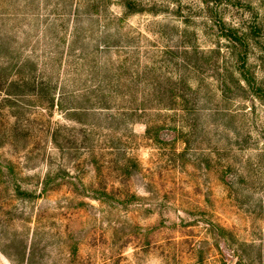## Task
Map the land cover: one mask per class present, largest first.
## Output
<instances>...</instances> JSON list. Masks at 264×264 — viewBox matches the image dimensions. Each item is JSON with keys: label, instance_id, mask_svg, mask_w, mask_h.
Returning a JSON list of instances; mask_svg holds the SVG:
<instances>
[{"label": "rangeland", "instance_id": "obj_1", "mask_svg": "<svg viewBox=\"0 0 264 264\" xmlns=\"http://www.w3.org/2000/svg\"><path fill=\"white\" fill-rule=\"evenodd\" d=\"M126 1L0 0L28 50L66 52L81 6L80 88L93 71L136 109L117 129L3 85L0 264H264V103L244 82L264 88V0Z\"/></svg>", "mask_w": 264, "mask_h": 264}, {"label": "trees", "instance_id": "obj_2", "mask_svg": "<svg viewBox=\"0 0 264 264\" xmlns=\"http://www.w3.org/2000/svg\"><path fill=\"white\" fill-rule=\"evenodd\" d=\"M121 1H123L129 14L137 13V10H133L134 8H132L130 2L126 0ZM80 10H82L81 6L78 7L77 14H73L74 18L78 17L77 15ZM109 13L107 18L109 24H105L104 26L105 29H107L105 34H108V36L113 33L111 26L115 22H124V19L117 17L111 12ZM76 18V25L73 26V38L71 42L68 43L69 46L67 45L68 48L66 52H59V45L55 48H51L52 50L44 49L40 41L34 43L31 50H28L33 42L30 46L16 45L18 43L17 38L20 35H24V31H19L11 35V32H4L1 30L0 46L3 45L6 47L9 64L6 68H0V91H2L1 88L3 85L7 87L8 94L6 99L10 102H14L13 99L22 98V95L30 91L41 97L42 104L47 103L48 106L54 109L58 106L61 111H65L68 118L80 116L105 117L110 122L109 124L111 127L116 125L118 127L117 129H120V127L124 125L126 128L123 129L127 130L128 119L129 121L133 119L136 109L116 108L119 104L118 97L120 95L118 89L107 91L103 86L107 79V84L109 85H115L117 83L116 80L102 78L103 76L91 71L90 77L93 79V83L100 85L88 86L89 84H85L82 88L79 86L80 82L90 83V81L89 78L85 81L79 79L82 64L87 62V60L85 56H82V49L79 57L77 56L79 49L75 50V46L81 41L82 47L86 49V46H88V38L87 36L83 37L80 35L82 28L84 31V27L82 26L83 20ZM54 28L55 24H51L47 28H44L43 32L38 35L37 40L45 38L44 42L46 45L44 46H49L50 41H48V39L46 40V38L50 30ZM67 42L66 40V43ZM240 43H242V38L240 39ZM105 48H109V45L108 47L105 46ZM39 49L41 52H39ZM55 51L58 52V55L53 56ZM184 51L185 55H189L192 54L190 51L197 54L200 50L198 48H185ZM183 63L188 69H195L190 62L184 61ZM66 67L67 71L70 70L71 73L67 78L63 79L62 69ZM95 67H99L97 62L95 63ZM244 82L248 88H250L253 95L264 103V88L257 86L256 83H253L252 79H248L246 76H244ZM189 88L191 92L194 91L191 86H189ZM180 99L186 101L185 97L181 98L180 96ZM115 109H118L117 113L114 112ZM92 132L94 134V129L91 131V134ZM147 134H151L150 128H147ZM54 141L57 143L58 140L56 137ZM46 192L47 187L44 189V193ZM23 193L26 194L25 192ZM105 195L110 196L108 192H105ZM221 229L223 230V228Z\"/></svg>", "mask_w": 264, "mask_h": 264}]
</instances>
